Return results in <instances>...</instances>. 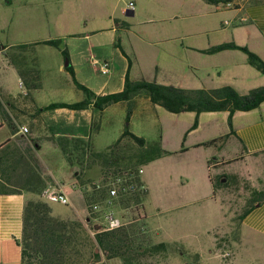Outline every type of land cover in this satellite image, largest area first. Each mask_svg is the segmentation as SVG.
<instances>
[{
  "label": "crops",
  "instance_id": "1",
  "mask_svg": "<svg viewBox=\"0 0 264 264\" xmlns=\"http://www.w3.org/2000/svg\"><path fill=\"white\" fill-rule=\"evenodd\" d=\"M64 1L0 0V34L5 35L4 41L0 37V100L11 123L8 125L0 115V172L4 173V177H0V264H21L22 213L26 199L33 195L19 187L21 183L18 181V172L30 168L28 150L34 152L39 174L47 186L61 188L70 198L71 203L68 207L78 212L76 209L78 204L81 203L86 209L88 198L95 197L88 186L93 182L91 180L102 178V175L94 176L90 171L93 159L89 156L91 149L96 152L104 150L95 149L92 143L94 131L98 128L94 125L96 118H101L106 112L111 114L119 112L120 115L123 114L125 121L124 102L113 103L103 110L95 109L92 102L82 109L66 107L39 109L53 102L71 103L65 99L48 101V98L53 95L65 96L66 90H72V85L78 89L70 72L65 68L60 49L39 42L60 39L61 48L67 51L76 80L96 95L122 90L126 75L131 80H136L131 75L132 63L122 47L120 38H117L119 30L117 18L113 11L98 12L103 8L99 4H92L87 0L79 4L85 21L88 19L92 21L95 17L108 19L104 27L90 28L70 35L71 38L81 39L79 43L69 44L60 36L41 39L34 35L49 26L48 22L44 23L43 17L58 16L61 13ZM131 1L134 2V8L129 9L127 4L126 14L133 16L136 10L163 9L165 20L169 21L177 19L179 14H187L193 7L203 10V20L196 28L200 36L206 37L205 40L191 44L180 43V49L186 56L191 54L192 57H196L192 61L195 62L194 68L200 83L196 88L230 85L239 94H246L249 90L264 85L254 83V80L261 76H258L256 74L258 70L248 63L243 51L239 49H223L214 53L204 51L224 42H234L248 47L264 60V0H229L230 4L208 3L205 0H159L160 5H157L155 0ZM221 15L227 16L228 19L221 20ZM39 17L41 18L38 19ZM172 31L178 33L176 36L180 40L187 36L184 35L185 31L182 32L178 28ZM18 34L27 35L17 37ZM208 35L213 36L209 39ZM63 43L65 47H62ZM22 44L28 46L23 47ZM107 46H112L110 56L102 53V48ZM54 52L61 55V62L59 58L56 59V71H65L69 74L72 85L58 82L57 75L50 74L55 69H52L47 58ZM92 58L108 60L109 72L101 73L93 64ZM89 70L92 71V76L85 79L89 84L82 83L79 74ZM52 75H55V78ZM46 79L53 81L50 96L43 90ZM65 85L68 87L65 88ZM81 93L73 102L84 98V93L82 91ZM147 101L149 104L145 103L143 107L149 106L153 109L154 104L148 98ZM138 103L135 96L133 110L138 105L142 106ZM224 113L225 119L221 122H218V118L201 122L199 114L197 127L187 131L190 125L181 133L180 147L176 150H164L168 151L166 156L179 155L184 160L186 169L182 176L181 194L182 198L190 203L204 202L206 199L216 201L218 195L211 179L245 176L250 180L254 197L249 201L253 206L241 217L239 227L240 240L244 247L237 250L227 262L220 260L215 253L205 251L204 248L205 235L210 228L203 229L201 234L191 228L190 234L196 239V243L183 245L198 254V264H264V102L251 110L235 111L232 115V130L227 122L228 112ZM22 128L27 130L23 131ZM209 140L214 142L201 144ZM41 144L52 145L58 161L62 159L69 165L67 179L63 178V173L58 168L53 169L38 153L37 148ZM62 145L66 146L67 154L62 151ZM67 155L71 157L72 162ZM158 158L160 157L144 163L145 165L142 164V168ZM194 171L201 178H206L205 186L200 192H195L192 188L191 177L194 176ZM140 178L146 186L147 193L140 203L132 205L142 206V220L145 226L154 231L162 242L167 243L166 229L159 224L154 227L149 221L151 216L146 212L151 196V180L145 169ZM16 189L19 191H14ZM168 195L166 193L169 199ZM43 200L47 202L44 198ZM154 206L159 210V206L156 204ZM160 214L162 213H158ZM93 264H122V260L120 257L104 258L102 255V258Z\"/></svg>",
  "mask_w": 264,
  "mask_h": 264
},
{
  "label": "rangeland",
  "instance_id": "2",
  "mask_svg": "<svg viewBox=\"0 0 264 264\" xmlns=\"http://www.w3.org/2000/svg\"><path fill=\"white\" fill-rule=\"evenodd\" d=\"M83 1L65 0L62 3L61 13L58 16L43 17L44 23L48 22L49 26L34 35L41 39L60 36L69 44L70 42L79 43L81 39L71 38L70 35L107 25L108 19L106 18L95 17L92 21L89 19L85 21L79 9V4ZM87 1L103 7L98 12L113 11L117 18L116 22L119 29L117 38H120L122 47L132 63L133 71L131 75L133 78L184 89H197L196 87H199L200 83L197 80L194 68L195 62H192L196 57H192L191 54L186 56L180 49V43L191 44L199 40L200 42L205 40L206 37L200 36L196 28L203 20V10H197L196 7H193L187 14H179L177 19L169 21L165 20L166 15L163 9L136 10L133 16L126 14V5L129 0ZM155 3L160 5L161 1L155 0ZM29 18L32 19L31 16ZM223 19L228 18L221 15V20ZM174 28H178L182 32L185 31L184 35H187L186 38L180 40L176 36L178 33L172 31ZM22 35L26 36L27 34H18L17 37ZM212 36L208 35V38L210 39ZM0 37L4 41V33L0 34ZM65 46L63 43L62 47ZM71 49L75 51L74 48ZM111 50L112 46H107L102 48V53L110 56ZM58 58L61 62V55L56 52L48 56L47 60H49L52 69H55L50 74L57 75L58 82L61 81L63 84L70 83L72 85L69 74L65 71H56V59L58 60ZM94 59L96 58H92V61ZM66 62L67 59L64 60V64ZM256 74L261 77H255L257 80L255 79L254 83H264V74L259 71ZM55 75H52L53 78H55ZM90 76H92L91 70L86 71L84 74L80 73L79 79L82 83L89 84L88 80L85 79ZM44 81L43 90L47 96H50V88L53 87V81L47 79ZM67 87L65 85V88ZM71 89V91L66 90L67 92L63 97L50 96L48 101L65 99L73 102L77 100L82 94L81 91L73 85ZM137 102L141 103L142 106L138 105L132 110L129 121H123V114L120 115L119 112L114 114L106 112L101 118H96L94 125L98 126V128L94 131L92 137L95 149H104L100 152L105 151L108 146L117 140L126 124L130 131L143 137L147 144L158 143L162 149L167 150H176L180 147V135L193 123L195 113L192 111L171 113L157 104L153 105V109L149 108V106L143 107L145 103L149 104L144 93L137 95ZM214 118H218V122L224 120V111L202 112L200 113L199 121L206 122ZM37 151L53 169L58 168L63 173L64 179L69 177V165L62 159L58 161L57 153L52 145L41 144L38 146ZM91 152L97 153L92 149ZM140 154L141 148L132 140L124 138L118 148L115 149V154L112 155L109 161L110 165L105 166L104 164V166H101L100 160L95 155L90 165V171H92L94 176L98 174L103 176L108 174V172H113L115 169L120 171L137 169L142 165L140 164ZM184 166V160L179 155H162L143 167L146 175L151 180V196L147 203L146 212L151 216L149 221L154 224V227L159 224L166 229L168 242L165 243V248L153 247L162 241L154 231H150L145 226L142 220L143 208L141 205L137 207H129L128 205L127 208L116 207V210L124 216L126 225H132V237H135V241L138 243L131 251V264H187V262L189 264H198V254L183 245L196 243V239L190 234L191 228L195 232L198 231L199 234H201L203 229L210 228L205 235V251L209 250L215 253L222 261L227 262L237 250H241L244 247L240 240L239 227L240 216L250 204L249 200L254 197L250 180L245 176H238L237 178L220 177L219 180L223 181L222 179H224L225 183L223 182L224 184L216 189L215 192L218 195L216 201L206 199L204 202L190 203L187 199H183L181 194V181H183L182 176L186 169ZM193 173L194 176L191 177L192 188L195 192H200L205 186L206 178H201L195 171ZM96 180L98 181L100 178H93L91 181L96 182ZM166 193L169 194V199ZM47 202L52 208V213L59 214L58 216L61 218L78 219L71 220V222L83 224L86 231L80 228L77 229L80 238V246L78 248H80L83 256H76L74 264H86L88 252L91 249L89 241L93 239L88 231V226L90 225L85 220L87 208L85 209L84 205L80 203L77 205L76 209L78 212H76L67 205ZM155 204L160 207L159 210L156 209ZM158 213L162 214L158 215Z\"/></svg>",
  "mask_w": 264,
  "mask_h": 264
},
{
  "label": "trees",
  "instance_id": "3",
  "mask_svg": "<svg viewBox=\"0 0 264 264\" xmlns=\"http://www.w3.org/2000/svg\"><path fill=\"white\" fill-rule=\"evenodd\" d=\"M205 1L208 3H219L228 0ZM39 43L52 45L60 49L64 60L67 59L65 68L70 72L76 87L84 93V98L80 101L71 103L53 102L39 109H52L58 107L82 109L86 108L92 102L95 109L103 110L113 103L124 102L126 104L125 121H129L133 110V98L140 93H144L152 104L160 105L171 113H180L184 111L194 112V121L187 131L197 127L198 115L200 113L218 111L228 112L227 122L232 130V115L235 111L251 110L264 102V85L255 87L246 94H239L230 85L215 88L184 89L154 81H134L127 75L122 90L104 95H96L88 87L76 80L69 63L67 51L65 48H61L60 39H47ZM22 46L27 47L28 45L22 44ZM223 49H239L243 51L247 56L248 63L260 73L264 74V60L259 54L244 45H239L234 42H224L204 51L214 53ZM0 115L8 125H11L1 100ZM123 138L132 140L141 148L140 164H144L168 153V151L162 149L158 143L147 144L143 137L130 131L126 124L117 140L108 146L105 151L97 153L91 152L89 156L93 158L96 155L101 162V166H104V164L105 166L110 165L109 161L112 155L115 154V149L118 148ZM212 142H214V140H209L201 144H209ZM61 149L64 154H67L68 150L66 146L62 145ZM27 154L30 168H24L18 172V181L21 183L19 187L26 192H30L33 196L26 199L22 213V233L20 239L21 264H74L76 256H83L80 252V248H78L80 246V238L77 229L86 230L82 223L76 222L75 224V222H71V220L78 219L61 218L52 213L50 205L41 197V192L47 184L39 174L36 156L31 150H28ZM67 158L72 162L69 155H67ZM119 171V169H115L113 173ZM3 174L4 173L0 172V177H4ZM211 181L214 190L225 183L219 180V178L211 179ZM14 191H19V189ZM93 192L95 193V191ZM146 193V190H144L135 196L130 195L127 198H122L118 203L122 205V207H126L133 203H140L144 199ZM252 206L253 204L247 206L243 210L240 218L248 212ZM131 227V224H124L110 231L96 232L93 239L89 241L91 249H89L86 264H93L99 261L102 255L104 258L120 257L122 264H131V251L138 245L135 241V237H132L133 232ZM153 247L165 248L166 244L165 242H160Z\"/></svg>",
  "mask_w": 264,
  "mask_h": 264
},
{
  "label": "built area",
  "instance_id": "4",
  "mask_svg": "<svg viewBox=\"0 0 264 264\" xmlns=\"http://www.w3.org/2000/svg\"><path fill=\"white\" fill-rule=\"evenodd\" d=\"M224 3L230 4L229 0ZM128 7L132 10L134 8V2L130 0ZM92 62L101 73L106 74L109 72L110 62L108 60L101 61L94 59ZM22 129L23 131L27 130L26 128ZM142 172V166L136 170L126 169L117 173L108 172L100 180L88 185L91 191H95L92 194L95 197L88 198L86 204V219L88 218L86 223L90 225L88 226V231L92 237H94L96 232L110 231L126 224L124 222V216L116 210V207L123 208L118 203L120 199L127 198L130 195L135 196L146 190V186L140 178ZM41 197L47 201L67 206L71 203L70 198L61 188H55L53 186H46L41 192ZM138 206L140 205L138 204ZM129 207H137V205L133 206L131 204ZM94 226H99V229H95Z\"/></svg>",
  "mask_w": 264,
  "mask_h": 264
},
{
  "label": "water",
  "instance_id": "5",
  "mask_svg": "<svg viewBox=\"0 0 264 264\" xmlns=\"http://www.w3.org/2000/svg\"><path fill=\"white\" fill-rule=\"evenodd\" d=\"M132 13V12H131ZM67 65V63L65 64ZM86 221H88V218L86 219ZM95 229H99V226H94Z\"/></svg>",
  "mask_w": 264,
  "mask_h": 264
}]
</instances>
